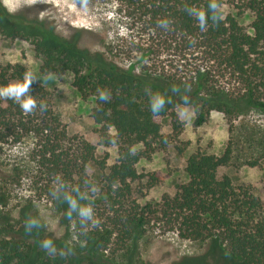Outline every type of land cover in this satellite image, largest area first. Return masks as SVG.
Returning <instances> with one entry per match:
<instances>
[{"label": "trees", "instance_id": "16d2710c", "mask_svg": "<svg viewBox=\"0 0 264 264\" xmlns=\"http://www.w3.org/2000/svg\"><path fill=\"white\" fill-rule=\"evenodd\" d=\"M121 2L132 22L128 30L138 37L129 54L146 59L138 74L99 52L77 48L72 40H58L42 22L12 14L0 2V33L32 45L41 76L70 73L81 100H94L90 119L97 146L116 149V159L107 167L106 156L95 159V146L81 137H68L51 94L41 85H30L29 94L37 102L31 113L0 97V153L4 146L25 145L20 163L4 165L9 172L0 168V264H110L102 259L103 252L112 245L116 251L126 250L156 225L179 240L209 245L203 256L184 257L174 264H213L214 243L224 256L217 264H264V192L255 196L249 187L233 186L227 176L217 175L219 168L230 165L229 145L219 156L200 149L190 154L184 167L188 181L173 196L165 194L157 203L140 205L133 188L142 181L146 188L154 187L164 179L157 172L139 174L136 165L166 148L161 134L164 118L170 121L171 143L177 140L178 107L193 110L195 126L203 124L211 111L227 117L251 108L264 111V0H242L237 7L252 15L251 33L221 12L218 21L208 20L201 30L188 10L207 13L209 0ZM25 73L23 65L1 64L0 87L22 81ZM222 80L232 82L236 91L217 87ZM99 91H106L109 99L100 100ZM156 93L168 102L153 115L149 103ZM89 163L101 173L98 183L87 177ZM3 164L0 159V167ZM24 178L31 199L49 203L63 222L73 221L75 246L48 240L43 223L31 211V199L23 201L16 218L5 210L10 188ZM65 194L80 206H90L92 221L81 223L75 211L66 217ZM29 219L37 222L30 229ZM44 241H51V246L43 247Z\"/></svg>", "mask_w": 264, "mask_h": 264}, {"label": "rangeland", "instance_id": "374dc122", "mask_svg": "<svg viewBox=\"0 0 264 264\" xmlns=\"http://www.w3.org/2000/svg\"><path fill=\"white\" fill-rule=\"evenodd\" d=\"M222 17H233L247 33L252 15L237 7L242 0H218ZM5 9L23 16L26 20L42 22L53 35L61 41L72 40L77 48L90 52H99L106 59L124 70L138 74L145 67L144 58L129 54L137 44V33L128 30L132 22L126 18V9L121 0H0ZM147 40V38H142ZM174 59L173 57L169 58ZM191 62H193L191 60ZM4 63L20 64L36 77L34 83L41 85L51 94L54 111L66 127L68 137L78 136L95 146V159L100 161L106 156L105 164L111 166L116 159L114 147L97 146L95 126L90 119L93 99L81 100L71 86V74L41 76L38 72L39 60L34 55L32 45L18 38H7L0 33V65ZM168 63V62H166ZM165 64V63H164ZM232 82L222 80L217 87L235 92ZM188 114L182 115L183 111ZM176 113L181 123L177 140L171 143L170 121L161 122V134L167 144L163 150L157 149L150 160H140L136 165L139 174L159 173L164 179L154 187L146 188L145 181L133 184L140 205L157 203L162 195L173 196L177 188L188 181L184 172L186 158L200 149L202 153L219 156L227 145L231 149V162L227 167L219 168L217 175L227 176L233 186H247L255 196L264 192V111L247 109L234 117L211 111L206 121L195 126V115L190 107H178ZM136 147L135 149H139ZM177 149L181 152L177 153ZM0 153V167L9 172L4 165L20 163L23 160L25 145L15 148L4 146ZM256 164V166H252ZM86 174L91 182L98 183L101 173L92 164L86 166ZM140 192V193H139ZM27 179L18 186L10 188V197L5 210L14 218L23 201L32 198ZM32 201V212L43 223L48 240H56L75 246L76 236L73 221L63 222L58 211L46 201ZM94 216V215H93ZM92 221V219H91ZM207 243L179 240L172 232H164L158 226H151L126 250L116 251L114 245L103 252L102 259L110 264H174L184 257H201L208 250ZM214 263L223 261L221 248L214 243ZM218 255V260L215 258ZM216 256V257H215ZM210 261H212L210 259Z\"/></svg>", "mask_w": 264, "mask_h": 264}, {"label": "clouds", "instance_id": "9594fccd", "mask_svg": "<svg viewBox=\"0 0 264 264\" xmlns=\"http://www.w3.org/2000/svg\"><path fill=\"white\" fill-rule=\"evenodd\" d=\"M189 14L194 15L197 21L201 26V30L204 29L208 20L213 22L218 21L220 19V8L216 3V0H209L207 13L201 11H195L189 9ZM36 80V77L31 73H25L22 81L8 84L7 86L0 87V97H4L7 99H11L14 102L18 103L20 108L26 112L31 113L36 107L37 102L33 98L31 94H29L30 85ZM173 92H176L177 89L174 87L172 89ZM99 99L102 101H106L109 99V94L106 91H99ZM183 99L187 100V97ZM166 101L165 96L160 93L154 94L150 98V111L153 115L161 112L165 106ZM41 110L45 109V105L40 103L39 105ZM188 114L187 111H183L182 115ZM59 189H57L58 191ZM65 200L68 202L69 211L65 213L66 217H71L72 211H75L77 215L81 218V223L92 219V209L90 206H80L75 199H72L70 196L65 194ZM37 222L34 219H29L26 223V228H32L36 226ZM43 247L48 248L51 246V241H44Z\"/></svg>", "mask_w": 264, "mask_h": 264}, {"label": "bare ground", "instance_id": "6f19581e", "mask_svg": "<svg viewBox=\"0 0 264 264\" xmlns=\"http://www.w3.org/2000/svg\"><path fill=\"white\" fill-rule=\"evenodd\" d=\"M70 1V0H69Z\"/></svg>", "mask_w": 264, "mask_h": 264}]
</instances>
